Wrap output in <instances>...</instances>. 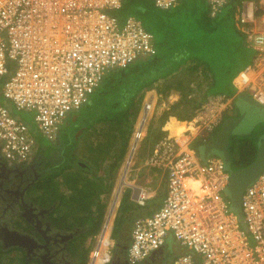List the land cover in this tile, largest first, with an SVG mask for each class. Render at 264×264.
<instances>
[{
	"label": "built area",
	"instance_id": "2783aa9c",
	"mask_svg": "<svg viewBox=\"0 0 264 264\" xmlns=\"http://www.w3.org/2000/svg\"><path fill=\"white\" fill-rule=\"evenodd\" d=\"M122 1L0 0L2 95L16 111L33 112L27 122L0 102V152L8 162L32 159L37 134L54 140L68 114L110 70L156 52L154 33L137 16L121 19L112 12ZM178 1L153 0L162 9ZM228 1L207 0L210 16ZM235 25L254 50L236 87L264 104V0H241ZM233 98H203L193 109L194 133L186 130L178 139L167 132L144 158V165L165 171L166 192L159 208L134 220L126 250L130 264L147 259L169 233L189 251L156 264H264V168L244 187L239 216L228 195L231 166L215 153L204 158L192 145L195 138L206 142L214 136L232 113ZM144 195L140 190L139 203ZM107 252L102 264L112 258V248Z\"/></svg>",
	"mask_w": 264,
	"mask_h": 264
},
{
	"label": "trees",
	"instance_id": "16d2710c",
	"mask_svg": "<svg viewBox=\"0 0 264 264\" xmlns=\"http://www.w3.org/2000/svg\"><path fill=\"white\" fill-rule=\"evenodd\" d=\"M200 2L203 1L182 0L180 6L177 4L167 9H161L153 2L159 9L152 20L158 33L155 36L156 52L110 70L87 101L75 111L80 130L99 122L105 127V141L97 142L91 148L96 151L95 165L89 164L90 168L78 165V171H68L63 175L61 170H52L37 183L42 190V202H55L56 207L61 208L56 221L66 228L72 225L83 227L84 238L97 234L103 223L106 198L128 151L144 94L156 92V89L164 97L171 90L179 92V100L162 112L158 120L161 127L171 115L182 121L190 120L193 109L208 95L236 93L233 80L252 57L246 54L243 33L233 23L231 13L235 9L233 7V10L213 17L208 14L207 6L202 8ZM146 8V0H123L116 10L120 11L117 15L123 19L129 14L140 17L139 14ZM196 80H199L198 83H195ZM83 111L85 115L80 116ZM174 116L164 126L168 131L169 127H173L169 126L170 122L176 120ZM159 126L156 127L154 143L166 133ZM260 134L252 130L232 136L229 146L231 168L246 166L254 160ZM100 152L102 157L98 156ZM133 208L134 203L126 190L114 218L112 238L119 237L123 223ZM90 250L91 241L81 253L80 264H87Z\"/></svg>",
	"mask_w": 264,
	"mask_h": 264
},
{
	"label": "flooded vegetation",
	"instance_id": "af4514ba",
	"mask_svg": "<svg viewBox=\"0 0 264 264\" xmlns=\"http://www.w3.org/2000/svg\"><path fill=\"white\" fill-rule=\"evenodd\" d=\"M243 103L235 100L232 113L225 117L244 113L243 124L235 128L230 141L233 135H242L247 130L244 118L248 109ZM41 164L38 157L13 163L0 154V264L81 263V253L90 239L83 237V227L66 228L56 221L55 202H42V190L37 183L51 171L50 167L41 169ZM116 242L108 264H116L122 258L128 238L118 237Z\"/></svg>",
	"mask_w": 264,
	"mask_h": 264
},
{
	"label": "rangeland",
	"instance_id": "374dc122",
	"mask_svg": "<svg viewBox=\"0 0 264 264\" xmlns=\"http://www.w3.org/2000/svg\"><path fill=\"white\" fill-rule=\"evenodd\" d=\"M187 1H189V0H187ZM202 1L203 2H200V6L202 8H204L205 5L207 4V0H202ZM240 1L241 0H239V1L238 0H229L228 3H226L222 7V10L219 14H222L223 12H228L230 9L233 10L232 9L233 7L235 9V7L237 5H239ZM146 3H147V8H146L147 10L143 13L141 12L139 14L140 17H138V18L142 21V23L148 29H150L154 33L155 36H158L156 27L152 23V20H153V15H154L155 11H159V9L153 5L152 0H146ZM181 3H182V1L180 3H178L177 6H180ZM175 10L178 11V9H175ZM112 12L116 13V14L120 13V11H118V10H113ZM231 14H232L231 17H233V23H235V10ZM239 42H240V46H242L241 41H239ZM242 43H244V36L242 37ZM243 46L246 49V54L250 55V58H251L253 56L254 50L249 48V47H246L245 44H243ZM11 71H13V69ZM169 78H171V76H169ZM4 79H5V77H2L0 79V102L9 106L15 112V115H17L18 117H21L22 119L26 120L27 122H31L33 120V112H31V111H16L14 106L11 104V102L2 95V86H3ZM170 80H171L170 82H174L173 79H170ZM198 81L199 80H196L195 83H198ZM173 91L174 90H171L169 92V95L165 96V97H164V95L158 93L157 89H156V92H153L152 101H151V110L149 111V114H148V116H147V118L143 124L141 134H140V136L136 142V145L134 147V150L136 148V151H135V155L133 156V163L136 159V155H137L140 148H142V149H140L141 152H140L139 157H138V163L142 162L145 155L151 151V147H152V145L154 143V139H155L156 127L159 126L158 120L160 119L162 112L165 109H167L172 104V102H175V101L179 100V98H180L179 92L178 91L173 92ZM171 94H175V97H172ZM144 96H145V94H144ZM144 98H143L142 103H141L140 111H141L143 104L145 102ZM242 105L244 106L245 109H248V112L244 118L246 129L249 132H251L252 130H255V131H257V133H261L260 134V136H261L264 132V120H263L264 108H256V107L248 106V104L244 105V103ZM140 111L138 113V116L140 114ZM76 114H77V112H75V111L68 114V117L66 118L64 124L61 126L60 134L53 141L41 137L40 152L42 153V156H43L41 167L45 168V167H51L52 166L53 167L52 170H55L54 168L58 165V164H56L57 159L61 162V164H63V165L67 164L71 159L70 155L73 154L74 148L77 149V151L80 153L79 158H81L82 160H87L88 164H90V165H93V166L95 165L94 160L96 159V157H95L96 151H92L91 148L93 145L95 146L97 144V142L105 141V139H106V137L104 136L105 132H106L105 127H104L103 123L99 122V123H95L93 126L87 127L86 129L80 130L81 126H79V124H76V122H77L76 121V117H77ZM83 115H85L84 111L81 112L80 116H83ZM172 125H174V123L170 122L169 126H172ZM159 128L162 130L164 129L163 126H161V127L159 126ZM171 129L172 128L169 127V132L172 131ZM133 130H134V128H133ZM132 135H133V133H132ZM52 142H54L55 144H58L56 147V150L52 149ZM128 146H129L128 147V151H129V150H131L129 143H128ZM234 153H236V150H234ZM127 155H128V152L125 155V158L121 162V166H120L121 168H119L120 170L118 173L119 175L120 174L123 175L124 170H131V168H132V165H130V163H129L128 167H126L124 170H122L124 168V163H125ZM98 156L102 157L103 153L101 154V152H100L98 154ZM105 156H108V155H105ZM73 166L75 167V164ZM76 168L74 169V171H78ZM129 173H130L129 171H126V173L124 172V175L127 174V176H129L130 175ZM83 174L85 175L86 173H83ZM88 175L89 174H86L85 176H88ZM42 178H41V180H42ZM41 180L39 182H41ZM127 185H128V182L124 183L125 188L127 187ZM113 187H114V184H113ZM111 192H112V190H111ZM111 192L109 193L108 197L106 198L107 202H108V199L110 197ZM113 222H114V219L112 218L111 227H110L111 231L113 228ZM97 234L94 235L93 237L89 238L91 241V250L89 251V254H88V260H89V257L91 256V252H92V249L94 247V243L97 239ZM90 241L88 242V244H90ZM167 246H168L167 247L168 250H172V251L177 253L180 245L178 243H176L172 237H170L167 240ZM106 264H108V263H106Z\"/></svg>",
	"mask_w": 264,
	"mask_h": 264
},
{
	"label": "crops",
	"instance_id": "0c3cea01",
	"mask_svg": "<svg viewBox=\"0 0 264 264\" xmlns=\"http://www.w3.org/2000/svg\"><path fill=\"white\" fill-rule=\"evenodd\" d=\"M181 1L182 0H179L175 5H177ZM175 5H173V6H175ZM206 6L208 8V14H209L208 2L206 4ZM238 6L239 5H237L235 7V17H236V14H237ZM221 10L217 14H219L221 12ZM234 25H235V23H234ZM240 73H241V71L239 72V74L233 80V83L235 84V86L237 85L235 83V79L240 75ZM173 92H175V90ZM240 92H242V91H240L238 89L236 90V93H235L234 98H233L234 103H235V100L238 99L237 98V94L240 93ZM171 95H172V97H175V94H171ZM239 107H240V109L242 108L241 106H239ZM172 116H174V115H171L170 117H172ZM170 117L166 120V122L164 123L163 127L169 121ZM174 117L176 118V120L172 121L173 123L181 122L182 121V120L178 119L176 116H174ZM184 121L185 122H189V121H191V119L190 120H184ZM64 122H63V124H64ZM242 124H243V119H242V122H241V125L240 126H242ZM164 129H165L166 133L169 132L166 128H164ZM188 130H190L189 133L193 134L194 131L196 130V128H195L194 131H192L191 129H188ZM170 132L173 133L176 138H178L176 133H174L173 131H170ZM216 132H217V130H216ZM216 132L214 133V136L211 139H209L208 141H206V142L211 141L215 137ZM245 133H249V131L246 130ZM59 134H60V132L58 133V135ZM58 135H57V137H58ZM37 137H38L39 146H38V150H37L36 154L32 158L38 157L40 160H42L43 156H42V153L40 152V148H41V137L42 138H45V137L42 136L41 134H37ZM206 142H203L200 138H195V139L192 140V145L195 146L194 144H196L195 147H197L198 150L202 153V145L204 143H206ZM231 142H232V140L230 141V143ZM230 143H229V146H230ZM57 145L58 144H55L54 142H52V149H55L56 150ZM140 149H142V148H140ZM140 149H139V151H138V153L136 155V159H135L134 163H133V156L135 155L136 148L133 151L132 156L130 157L129 163H130V165H132V168H131V170H127V171L130 172L129 173L130 175L127 176V174H126V180L127 181L125 182V183L128 182V185H127L126 188L124 186L121 188L120 195L118 196V200H117V202L115 204V209H114L113 217H112L114 219L115 215L117 214L118 205H119V201L121 199V196L123 195V193L126 190H128L129 191V199L134 203V208L129 213V217H128L127 221L123 223V226H122V228H121V230L119 232V234H120L119 235V238H121V237L122 238H128V244L130 242L131 228L133 226L134 220L137 219L138 217L145 216V215L151 213L153 210L159 208L161 206V204H162L163 197H164L165 192H166L165 191L166 190V173H165V171L164 170H161V169H158V168L149 167V166L144 165V163H143L144 158L149 154V152L145 155V157L143 158V161L138 163V157H139V154L141 152ZM127 150H128V148H127ZM126 152H128V151H126ZM0 154H1V152H0ZM215 154H218V153H215ZM79 155H80V153L77 151V149L74 148L73 154L70 155V158H71L70 161L67 164L63 165L57 159L56 164H58V165L54 169L55 170H59V171L61 170V173L60 174L63 175L64 173H67L69 170L70 171H72V170L74 171V169L78 166V161L79 160L80 161H85L86 163H88L87 160H82L81 158H79L80 157ZM124 158H125V156H124ZM20 162L21 161H19V162L16 161V163H20ZM74 164H75V167L73 166ZM120 166H121V164H120ZM120 166H119V168H121ZM46 168H48V167H45L44 170ZM52 168L53 167L51 166L49 168V170L52 171ZM119 168H118L117 173H116V177H115V180L116 181L114 180V187L112 188V192H111L110 197L108 199V202H107V205H106L105 213L104 214H106L107 209L109 207V202H110L111 196L113 195L114 191L117 188L116 185L118 184V180H119V176H120L118 174L119 173V170H120ZM41 169H43V167ZM76 169L78 170V168H76ZM60 176H58L57 178H60L61 179ZM61 189H63V186L62 185H61ZM140 190H144L145 191L143 204L142 203H139L137 201V196H138ZM228 195H229V192H228ZM56 206H57V203H56ZM56 210L57 211H61V208H57ZM109 236H110V239L112 240L111 248H112V254H113V248H114L113 245H114V240H116V239L112 238V236H111V230H110ZM170 237H172L174 239V241L180 245L177 253L174 252V251H172V250H168V248H167L168 247L167 246V240ZM95 243H96V241H95ZM128 244H127V246H128ZM127 246H126V248L124 247V251H123V254H122V258L119 259L116 262V264H130L128 262V260H127V257H126ZM94 247H95V245H94ZM107 248H109V247L106 244L105 249H104V251L101 254L102 262H103V260L107 259L108 256H109V254L107 252ZM94 249L95 248L92 249L91 255L93 254ZM188 251H189V248L187 246H184L183 244L179 243L175 239V237L173 236V234L169 233L168 236H167V238H166V241H165L164 245L161 246L159 249L151 252L149 254V256L147 257V259H145L143 262H140L138 264H147L146 263L147 260H153L154 264H156V263L171 262L179 254H182L183 252H188Z\"/></svg>",
	"mask_w": 264,
	"mask_h": 264
},
{
	"label": "water",
	"instance_id": "95a60500",
	"mask_svg": "<svg viewBox=\"0 0 264 264\" xmlns=\"http://www.w3.org/2000/svg\"><path fill=\"white\" fill-rule=\"evenodd\" d=\"M238 100H242L245 104L256 108H264V104L258 103L252 96L242 91L237 94ZM244 113L241 112L238 116H231L225 118L218 128L215 137L202 145V155L204 158L210 153H218L227 164L230 165L231 154L229 151L230 137L235 133V128L241 125ZM264 120V117H263ZM135 145L133 144V147ZM133 149L130 150L128 159L132 156ZM78 165L90 168V165L85 161H78ZM264 168V132L260 136L256 149V156L248 165L240 168H231L230 182L228 185V192L231 205L236 209L238 215H241L239 210V201L244 187L252 181L259 172ZM114 245H118L114 240ZM126 248V246H125ZM147 264H154L153 260H147Z\"/></svg>",
	"mask_w": 264,
	"mask_h": 264
},
{
	"label": "bare ground",
	"instance_id": "6f19581e",
	"mask_svg": "<svg viewBox=\"0 0 264 264\" xmlns=\"http://www.w3.org/2000/svg\"><path fill=\"white\" fill-rule=\"evenodd\" d=\"M241 81H242V77H241V75H239L235 79V83L237 85H240ZM152 94H153V91H149L146 93L144 100H145V103H146V101L150 102V105L146 109V108H144V104H145L144 103L143 107L140 111V114L137 117V120H136V123L134 126V130H133V135L131 136L132 138L130 140V147L133 150L135 147V146L133 147V144L136 145V142H137V140L141 134L143 124H144V122H145V120L149 114V111L151 110ZM188 129H191L192 131L195 130V127H194V124L192 121L176 122V123H174V125L172 127V131L177 134L178 139L182 138L183 132L188 130ZM169 135L172 136L171 134H169ZM129 152H130V150L128 151V155H127L125 163H124V168L122 170H124L129 165V160H130V158L128 159ZM126 171L127 170L123 171V175L120 174L118 184L116 185L117 188L114 191L113 195L111 196V199L109 202V207H108L107 212L104 216L103 223L100 227V230L98 231V235H97V239H96V243H95V247H94L95 249H94V252L92 254L90 264H102L101 254L104 251L106 244L108 245L109 248H111L112 240L110 239V236H109L110 227H111V220L113 217L115 204L118 200V196L120 195V190L124 186V183L126 182V174L124 175V172L126 173Z\"/></svg>",
	"mask_w": 264,
	"mask_h": 264
}]
</instances>
